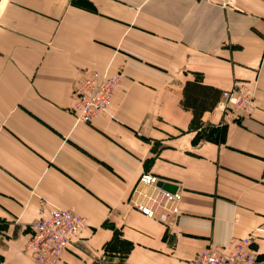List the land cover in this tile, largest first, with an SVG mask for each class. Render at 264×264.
<instances>
[{
    "label": "crops",
    "instance_id": "1",
    "mask_svg": "<svg viewBox=\"0 0 264 264\" xmlns=\"http://www.w3.org/2000/svg\"><path fill=\"white\" fill-rule=\"evenodd\" d=\"M224 1L0 0V264H34L41 198L88 221L58 264H90L114 229L121 264H186L264 224V0ZM83 67L121 74L114 118L75 122ZM239 81L240 116L222 104ZM146 172L181 189L169 224L127 202Z\"/></svg>",
    "mask_w": 264,
    "mask_h": 264
},
{
    "label": "built area",
    "instance_id": "2",
    "mask_svg": "<svg viewBox=\"0 0 264 264\" xmlns=\"http://www.w3.org/2000/svg\"><path fill=\"white\" fill-rule=\"evenodd\" d=\"M223 4H231V1ZM120 80V73L113 75L91 68L78 72L77 83L71 93L75 122H92L100 117L114 118V90ZM241 95L240 88L225 91L222 95L224 108H232L238 113L234 104L240 101ZM251 96L249 94L248 101L243 103L246 109L240 114L249 110ZM160 180L153 173L140 174L127 200L146 217L169 224L180 213L181 189L166 190L158 186ZM45 203L49 208L48 213L33 222L26 250L34 264H58L61 251L70 247L73 239L86 226V219L72 209L59 207L47 200ZM258 233L264 234V224L255 227L249 235L230 239L227 246L201 249L186 264H254L256 257L253 243Z\"/></svg>",
    "mask_w": 264,
    "mask_h": 264
},
{
    "label": "rangeland",
    "instance_id": "3",
    "mask_svg": "<svg viewBox=\"0 0 264 264\" xmlns=\"http://www.w3.org/2000/svg\"><path fill=\"white\" fill-rule=\"evenodd\" d=\"M228 1H230V0H227L226 2H228ZM225 2V1H224ZM224 2H221L220 4L221 5H223V6H225V5H227V4H223ZM231 2H232V0H231ZM85 68H91V67H83V68H80L79 70H77V79H78V72H80L82 69H85ZM91 69H96V68H91ZM96 70H98V71H100V72H108L109 73V71L108 70H99V69H96ZM109 74H111V73H109ZM116 74H118V73H115V74H113V75H116ZM256 80H257V76H256V78H255V80H254V82L256 83ZM76 85V84H75ZM74 85V86H75ZM74 86H73V88H74ZM73 88H72V90H73ZM118 88V87H117ZM117 88H115V92H116V90H117ZM232 88H236V89H238V88H240L241 90H242V97H241V99H240V101L238 102V103H236V104H234V105H236L235 107H236V109L238 110V113L237 112H235L234 111V109H232V108H229V109H231L232 110V112H233V114H235L236 113V115H241L240 113L242 112V111H244L246 108H245V106H243V103H245L246 101H248V95L250 94V95H252L251 96V102H250V107H249V110L247 111V112H243L242 114H245V113H249V111H250V109H251V104H252V99H253V96H254V91H250L248 88H247V85H246V83L245 82H243V81H239V82H237V83H235L229 90H231ZM229 90H227V91H229ZM71 93H72V91H71ZM71 98H72V96H71ZM242 101V102H241ZM245 105V104H244ZM71 107H72V105H71ZM226 108H228V107H226ZM71 111H72V108H71ZM73 113V112H72ZM35 191V190H34ZM34 191H31V193L32 194H34ZM41 202H42V205H43V208H45L46 209V211L43 213V214H40L38 217H36L33 221H32V223H31V229H32V224H33V222L37 219V218H39V217H41V216H44V215H46L47 213H48V210H49V208H48V205L45 203L46 202V200L48 201V202H51V201H49L48 199H44V198H41V199H39ZM127 202L129 203V201L127 200ZM52 203V202H51ZM54 204V203H53ZM130 204V203H129ZM60 207V206H59ZM66 209V208H65ZM78 214V213H77ZM80 215V214H79ZM85 219H86V226L81 230V231H83L86 227H87V225H88V221H87V218L85 217ZM79 234V233H78ZM261 234H263V233H261ZM30 238V237H29ZM29 240V239H28ZM28 242V241H27ZM129 247H130V245H129V243H128V241L126 240V239H124V238H121L120 236H119V232H118V230L117 229H114L113 230V235L105 242V244L103 245V247H102V252H103V254H98L97 256H96V258L94 259V261H92L90 264H121V262H123V257H125L126 255V253H128V250H130L129 249ZM69 248V247H68ZM67 248V249H68ZM67 249H64L63 251H61V253H60V257H59V261L61 260V255H62V253L65 251V250H67ZM32 257V256H31ZM255 257H256V259H255V263L254 264H264V255H262L261 257H260V259L259 260H257V255H256V252H255ZM59 261H58V263H59ZM115 261V262H114Z\"/></svg>",
    "mask_w": 264,
    "mask_h": 264
},
{
    "label": "water",
    "instance_id": "4",
    "mask_svg": "<svg viewBox=\"0 0 264 264\" xmlns=\"http://www.w3.org/2000/svg\"><path fill=\"white\" fill-rule=\"evenodd\" d=\"M158 186H160L166 190H170V191L176 190V187L174 185L167 183V182H163V181H159Z\"/></svg>",
    "mask_w": 264,
    "mask_h": 264
},
{
    "label": "trees",
    "instance_id": "5",
    "mask_svg": "<svg viewBox=\"0 0 264 264\" xmlns=\"http://www.w3.org/2000/svg\"><path fill=\"white\" fill-rule=\"evenodd\" d=\"M194 120V119H193ZM198 122V121H197ZM119 236H120V234H119ZM121 237V236H120ZM122 238V237H121ZM128 241V240H127ZM128 243H129V245H130V247H129V249L131 248V246H132V244L128 241ZM129 251V250H128ZM127 254V253H126ZM125 254V255H126Z\"/></svg>",
    "mask_w": 264,
    "mask_h": 264
}]
</instances>
